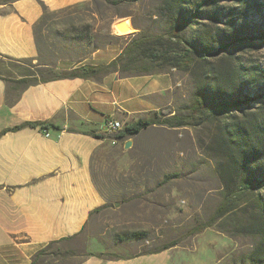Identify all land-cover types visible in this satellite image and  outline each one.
Segmentation results:
<instances>
[{"label":"rangeland","instance_id":"obj_1","mask_svg":"<svg viewBox=\"0 0 264 264\" xmlns=\"http://www.w3.org/2000/svg\"><path fill=\"white\" fill-rule=\"evenodd\" d=\"M160 4L161 0H89L63 11H47L35 28L38 56L22 64L0 58V75L18 78L21 67L34 72L31 66L40 65L47 69L38 78L46 79L85 63L97 50L117 49L123 42L112 26L126 17L135 24L136 34L143 29L158 33L164 28L157 17ZM203 11L210 16V20L201 19L210 21V35H215L217 25L227 29V34L215 37L218 42L234 41L226 56L264 70V0H250L246 6L239 0H211ZM224 21L231 24L226 26ZM109 52H101L99 62ZM167 74L178 86L173 107L162 110L172 109L170 116L186 115L182 108L194 102V81L175 69ZM11 87L12 95L20 88ZM255 105H264V85L256 89L254 103L246 109L253 110ZM197 117L181 128L155 125L126 140L110 142L93 170L108 207L83 234L53 245L36 264H79L89 253L110 259L156 251L163 253L160 263L164 264H257L251 254L258 239L240 227L256 210L249 206L253 197L264 201V178L261 186L252 189L253 195L247 192L235 200V210L192 234L224 202L216 160L207 148L214 127ZM126 141H132L129 149ZM175 240L177 246L161 251Z\"/></svg>","mask_w":264,"mask_h":264},{"label":"crops","instance_id":"obj_2","mask_svg":"<svg viewBox=\"0 0 264 264\" xmlns=\"http://www.w3.org/2000/svg\"><path fill=\"white\" fill-rule=\"evenodd\" d=\"M88 1L0 0V54L36 58L35 28L45 13ZM116 38L123 42L117 49L97 50L81 65L116 59L129 41L127 36ZM108 50V58L99 62L101 52ZM11 85L0 79V264H32L49 244L83 234L108 207L93 170L115 140L90 133L105 130L109 119L125 126L173 107L178 85L169 74L122 78L110 73L32 85L10 104ZM27 122L40 126L5 132ZM161 256H93L79 264H164Z\"/></svg>","mask_w":264,"mask_h":264},{"label":"trees","instance_id":"obj_3","mask_svg":"<svg viewBox=\"0 0 264 264\" xmlns=\"http://www.w3.org/2000/svg\"><path fill=\"white\" fill-rule=\"evenodd\" d=\"M248 1L250 0H239V3L246 6ZM210 2L211 0H161L157 17L164 28L158 33L143 29L140 33L131 35L122 53L109 64L75 66L41 80L38 76L47 68L40 65L31 66L34 72L30 68L21 67L18 78L0 75V79L8 84L20 87L12 95V85L10 86L6 97L10 104L18 100L25 88L52 80L89 79L110 73H119L122 78L153 76L167 74L174 69L189 75L194 81L195 90L194 102L182 108L186 115L170 116L172 109H166L155 113L154 119H139L125 125L122 130L111 133L99 130L91 132L90 135L123 141L155 125L171 128L187 126L189 120L195 116L213 124L211 141L207 148L216 160L218 175L224 188V202L213 217L206 224L198 226L192 234L201 233L235 210V200L247 192L253 195L252 189L261 186L264 178V105H255L253 110L246 109L248 104L254 103L256 89L264 85V70L262 66L238 63L224 54L231 49L234 41L226 39L218 42L215 37L227 34V29L214 25L215 35H210V21H201L210 20V16L203 11ZM220 20L223 21V18ZM224 24L229 26L231 21H224ZM0 58L21 64L24 60L31 61L1 54ZM37 126L40 123L27 122L5 132ZM168 178L170 175L166 180ZM249 206L256 210L249 212L246 223L240 228L246 235L258 239L251 259L257 264H264V201L253 197ZM60 242H53L38 252L32 264H36L42 255ZM177 244L178 241H172L161 251ZM156 253L159 252L147 254ZM93 256L103 258L102 254H88V257ZM116 259L121 258H110Z\"/></svg>","mask_w":264,"mask_h":264},{"label":"water","instance_id":"obj_4","mask_svg":"<svg viewBox=\"0 0 264 264\" xmlns=\"http://www.w3.org/2000/svg\"><path fill=\"white\" fill-rule=\"evenodd\" d=\"M113 32L120 36H131L136 34V27L130 17L123 18L122 20L116 22L112 26ZM133 29V30H132ZM132 146V141H128L125 145L126 149H129ZM118 206V204L116 205Z\"/></svg>","mask_w":264,"mask_h":264},{"label":"built area","instance_id":"obj_5","mask_svg":"<svg viewBox=\"0 0 264 264\" xmlns=\"http://www.w3.org/2000/svg\"><path fill=\"white\" fill-rule=\"evenodd\" d=\"M123 128H124V124L121 121H118L116 119H109L106 123L105 130L108 133H111V132L122 130ZM46 136L49 137L50 135L46 134Z\"/></svg>","mask_w":264,"mask_h":264},{"label":"bare ground","instance_id":"obj_6","mask_svg":"<svg viewBox=\"0 0 264 264\" xmlns=\"http://www.w3.org/2000/svg\"><path fill=\"white\" fill-rule=\"evenodd\" d=\"M133 30V29H132ZM114 34H116V32H114ZM117 36H120V35H118V34H116Z\"/></svg>","mask_w":264,"mask_h":264}]
</instances>
